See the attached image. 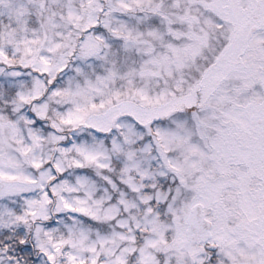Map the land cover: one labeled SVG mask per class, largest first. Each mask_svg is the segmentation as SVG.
<instances>
[{
    "label": "snow or ice",
    "instance_id": "snow-or-ice-1",
    "mask_svg": "<svg viewBox=\"0 0 264 264\" xmlns=\"http://www.w3.org/2000/svg\"><path fill=\"white\" fill-rule=\"evenodd\" d=\"M0 264H264V0H0Z\"/></svg>",
    "mask_w": 264,
    "mask_h": 264
}]
</instances>
